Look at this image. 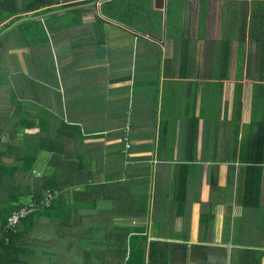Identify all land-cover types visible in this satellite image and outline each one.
Masks as SVG:
<instances>
[{"label": "crops", "instance_id": "obj_1", "mask_svg": "<svg viewBox=\"0 0 264 264\" xmlns=\"http://www.w3.org/2000/svg\"><path fill=\"white\" fill-rule=\"evenodd\" d=\"M102 1L82 26L53 37L50 73L32 50L10 51L24 76L0 87V140L11 142L16 126H36L35 140L45 141L36 175L46 173L54 148L93 177L89 187L115 183L77 194L80 204L71 188L74 220L58 239L107 244L125 239L110 232L117 226L143 238L148 253L157 245L158 264H264V42L251 23L264 0H173L171 10L172 0L164 9L153 0L160 30L109 22L98 43ZM233 2L250 8L243 53L231 16L246 10ZM19 140L29 143L26 131ZM38 226L39 236L63 228L50 217ZM20 246L1 264H39L41 249ZM101 249L63 254L74 256L71 264H108Z\"/></svg>", "mask_w": 264, "mask_h": 264}, {"label": "trees", "instance_id": "obj_2", "mask_svg": "<svg viewBox=\"0 0 264 264\" xmlns=\"http://www.w3.org/2000/svg\"><path fill=\"white\" fill-rule=\"evenodd\" d=\"M94 1L0 0V87L14 81L11 77L16 78L14 76L16 74L24 76L18 56L9 54L10 51L32 50L31 60L40 63L41 66L43 65L45 74L50 73L54 68L51 40L53 41V37L58 33H67L72 28L82 26L83 15L95 8V5H87ZM172 3H174L173 0L170 2L169 10L172 8ZM179 3H181L180 0ZM232 5H238V7L246 10L245 13L236 16L237 18L231 16L232 21L238 24L240 40H243L239 48L240 53H243L245 49L243 43L247 37L249 3L233 2ZM255 6L251 18L252 36H258L260 42H264V1L255 3ZM100 13L101 17H97L93 25V33L96 38L99 36L100 39L98 43L103 41V25L109 22L128 26L143 33L160 30L162 27V15L153 10V0H104L100 6ZM36 18L40 19L37 20ZM14 24L18 25L1 36ZM228 54V50L223 51V55L226 57ZM262 54L264 55V46L262 47ZM26 79L31 83H36L28 77ZM14 100L19 101L17 94L14 95ZM38 128L36 126L29 128L16 126L14 131L11 129V142L6 144L0 140V231L3 230L8 216L23 208L29 201L39 205L48 190L58 191L59 194L48 207H39L25 219L23 218L18 223L15 232L9 231L6 234L9 238L8 243H5L2 238L0 239V264L8 262L6 256L10 253V248L16 247L18 242L23 245L20 246L22 248L27 245V248L31 249L32 247L34 251L41 249L46 256H48L47 251L44 250L46 248H52L51 250L54 251L53 247H56V251L49 253V255L65 257L60 249L64 253L63 249L71 252L75 247L80 253L85 247L94 245L96 248L102 247L101 250L95 252L110 256L108 264H158L155 252L157 245H153L152 250L148 253V245L145 244L144 239L142 238L140 241L135 240L133 236L130 237L134 232L129 228L113 226L110 232L123 234L125 239L120 237L119 240H110L107 244L102 242H74L71 245V242H63L62 239H58L60 232L64 234V229H69L68 225L70 224L68 222L74 220L70 213L76 207L71 210L69 201L65 200V197L69 196L71 188H75L74 193L77 201V194L85 195L88 189H91L92 192L97 190L100 192L110 191L109 189H115L113 188L115 183L101 187H89L88 181L93 180V177L90 175L87 179L85 169H72V161L67 156H63L62 150L54 148L48 150L53 156L48 163L46 173L42 176L36 175L34 165L40 152L45 149L42 147L45 141L35 140L34 136L38 134ZM25 131L29 143L19 140V136ZM65 134L67 132H63L62 136ZM27 145L28 148L24 151L23 148ZM26 152L27 155L23 157L22 154ZM77 202L80 204L81 201ZM109 213H113V211L111 210ZM48 217L59 220V225L62 224L63 228L55 226L54 230L51 229V231L53 230L52 234L48 232L39 236V221L41 218ZM110 226L107 225V229H110ZM141 231L144 233V230ZM56 233L57 235H55ZM123 255L126 257V263H121ZM52 264H68V262L60 258V261Z\"/></svg>", "mask_w": 264, "mask_h": 264}, {"label": "built area", "instance_id": "obj_3", "mask_svg": "<svg viewBox=\"0 0 264 264\" xmlns=\"http://www.w3.org/2000/svg\"><path fill=\"white\" fill-rule=\"evenodd\" d=\"M58 191H52L48 190L45 194L44 199L42 202L37 205L36 203L29 201L27 205H25L23 208H21L18 211H14L11 213L6 221V224L2 231H0V239L2 238L5 243H8L9 238L6 236V234L9 231H16L18 223L24 218H26L30 213L37 210L39 207H48L53 199L58 195Z\"/></svg>", "mask_w": 264, "mask_h": 264}, {"label": "rangeland", "instance_id": "obj_4", "mask_svg": "<svg viewBox=\"0 0 264 264\" xmlns=\"http://www.w3.org/2000/svg\"><path fill=\"white\" fill-rule=\"evenodd\" d=\"M0 119H2V118H0ZM35 166V165H34ZM74 246H76V245H74ZM56 247H53V249H54V251H52L51 249H49V248H46V249H44L45 251H47V253H48V256H46L45 255V253H44V255L43 256H41V259H40V262H39V264H47V262H56V261H60V258H61V260H66L67 262H68V264H71L72 262H73V255L71 256V255H63V252H62V249H60V252L62 253V255L63 256H65V257H60V256H58V255H55V256H52V255H49V253H51V252H55L56 251V249H55ZM43 251V250H42ZM77 251V250H76ZM78 252V251H77ZM71 253H75V251H72L71 250ZM63 258H65V259H63Z\"/></svg>", "mask_w": 264, "mask_h": 264}, {"label": "water", "instance_id": "obj_5", "mask_svg": "<svg viewBox=\"0 0 264 264\" xmlns=\"http://www.w3.org/2000/svg\"><path fill=\"white\" fill-rule=\"evenodd\" d=\"M99 1H102V0H95L94 2L89 3V5H95V6H97L98 3H99ZM156 7L158 9H164V2H163V0H162L161 3H158L157 2ZM96 15L99 16V13H97ZM36 19H38V18H36ZM16 25H18V24H14L13 26H10L5 32H3L1 34V36L4 35L6 32H8L9 30L13 29ZM104 53H105L104 47H102V46L98 47V55H99V57H105L104 56Z\"/></svg>", "mask_w": 264, "mask_h": 264}]
</instances>
